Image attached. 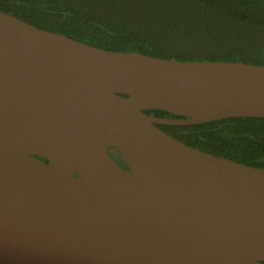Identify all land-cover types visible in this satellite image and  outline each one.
<instances>
[{"label": "water", "instance_id": "95a60500", "mask_svg": "<svg viewBox=\"0 0 264 264\" xmlns=\"http://www.w3.org/2000/svg\"><path fill=\"white\" fill-rule=\"evenodd\" d=\"M229 116L264 117V65L100 47L0 9V263L264 264V167L157 125Z\"/></svg>", "mask_w": 264, "mask_h": 264}, {"label": "trees", "instance_id": "16d2710c", "mask_svg": "<svg viewBox=\"0 0 264 264\" xmlns=\"http://www.w3.org/2000/svg\"><path fill=\"white\" fill-rule=\"evenodd\" d=\"M0 9L100 47L264 65V0H0ZM157 125L202 150L264 167L262 116Z\"/></svg>", "mask_w": 264, "mask_h": 264}, {"label": "flooded vegetation", "instance_id": "af4514ba", "mask_svg": "<svg viewBox=\"0 0 264 264\" xmlns=\"http://www.w3.org/2000/svg\"><path fill=\"white\" fill-rule=\"evenodd\" d=\"M107 149L109 154L114 158V160L125 170L128 169L127 165L125 164V162L123 161V158L120 155V152L113 147V145L109 144L107 145ZM43 159V158H42Z\"/></svg>", "mask_w": 264, "mask_h": 264}]
</instances>
